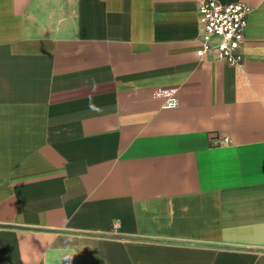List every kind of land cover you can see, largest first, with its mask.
<instances>
[{
  "label": "crops",
  "instance_id": "1",
  "mask_svg": "<svg viewBox=\"0 0 264 264\" xmlns=\"http://www.w3.org/2000/svg\"><path fill=\"white\" fill-rule=\"evenodd\" d=\"M201 1L0 0V264H264V0L238 66Z\"/></svg>",
  "mask_w": 264,
  "mask_h": 264
},
{
  "label": "built area",
  "instance_id": "2",
  "mask_svg": "<svg viewBox=\"0 0 264 264\" xmlns=\"http://www.w3.org/2000/svg\"><path fill=\"white\" fill-rule=\"evenodd\" d=\"M249 11L241 3L224 5L216 0L201 1L198 7L201 46L197 55L202 57L214 51L219 62L238 66L242 59L239 49ZM166 106L174 107L175 102L169 100Z\"/></svg>",
  "mask_w": 264,
  "mask_h": 264
}]
</instances>
